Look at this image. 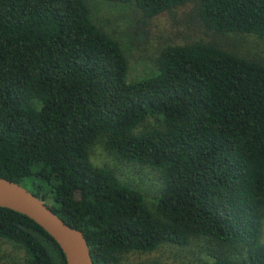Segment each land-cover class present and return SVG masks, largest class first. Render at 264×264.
Here are the masks:
<instances>
[{
	"label": "trees",
	"instance_id": "16d2710c",
	"mask_svg": "<svg viewBox=\"0 0 264 264\" xmlns=\"http://www.w3.org/2000/svg\"><path fill=\"white\" fill-rule=\"evenodd\" d=\"M101 3L145 27L181 10L200 35L156 41L128 79L131 47L97 23ZM0 178L78 229L92 264H160L128 260L159 247L264 264V0H0ZM0 264L65 261L0 207Z\"/></svg>",
	"mask_w": 264,
	"mask_h": 264
},
{
	"label": "rangeland",
	"instance_id": "374dc122",
	"mask_svg": "<svg viewBox=\"0 0 264 264\" xmlns=\"http://www.w3.org/2000/svg\"><path fill=\"white\" fill-rule=\"evenodd\" d=\"M93 14L99 24L111 22V26H107L106 28H112L113 35L121 36L125 43L131 47L129 51L131 63L128 79L140 76L144 70L149 68V64L147 65L145 60L147 57H152L156 41H172V43L180 44L195 40L200 35L190 16L182 13L181 10L173 12V15L155 17L147 23L146 27L140 24L136 25L135 19L138 14L128 4L109 5L101 3L94 8ZM114 31L116 32L114 33ZM144 32L147 34L146 37L140 35V33ZM256 44L258 42L254 44L249 43L252 47L257 48L258 51ZM92 159L96 165L112 167L115 163L114 157L111 154L97 147L93 151ZM128 260L133 262L157 261L160 264H183L179 256L174 254L173 249L169 247H159L150 253L134 254L129 256Z\"/></svg>",
	"mask_w": 264,
	"mask_h": 264
},
{
	"label": "water",
	"instance_id": "95a60500",
	"mask_svg": "<svg viewBox=\"0 0 264 264\" xmlns=\"http://www.w3.org/2000/svg\"><path fill=\"white\" fill-rule=\"evenodd\" d=\"M0 207L17 212L41 227L60 248L65 264H92L82 233L60 220L41 199L0 178Z\"/></svg>",
	"mask_w": 264,
	"mask_h": 264
}]
</instances>
